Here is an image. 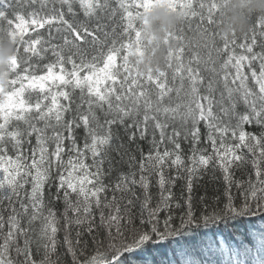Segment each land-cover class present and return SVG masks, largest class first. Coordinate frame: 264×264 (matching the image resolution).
<instances>
[{
	"label": "snow or ice",
	"instance_id": "1",
	"mask_svg": "<svg viewBox=\"0 0 264 264\" xmlns=\"http://www.w3.org/2000/svg\"><path fill=\"white\" fill-rule=\"evenodd\" d=\"M50 2L0 0V34L15 46L0 88V264H68L60 217L70 264H130L183 237L208 240L183 264H264V17L228 38L216 0ZM160 4L195 23L200 42L186 56L179 27L164 68L143 73L138 18ZM113 150L128 171L105 183Z\"/></svg>",
	"mask_w": 264,
	"mask_h": 264
},
{
	"label": "clouds",
	"instance_id": "2",
	"mask_svg": "<svg viewBox=\"0 0 264 264\" xmlns=\"http://www.w3.org/2000/svg\"><path fill=\"white\" fill-rule=\"evenodd\" d=\"M221 23L219 32L231 38L243 35L249 28V18L264 17V0H216ZM141 23L140 43L142 55L133 57V63L140 72H155L163 69L166 57L174 43H165L169 35L185 23L183 16L173 13L164 5H155L138 18ZM15 46L11 37L0 34V88H8L11 60Z\"/></svg>",
	"mask_w": 264,
	"mask_h": 264
},
{
	"label": "trees",
	"instance_id": "3",
	"mask_svg": "<svg viewBox=\"0 0 264 264\" xmlns=\"http://www.w3.org/2000/svg\"><path fill=\"white\" fill-rule=\"evenodd\" d=\"M110 2L112 4V6L115 7L116 0H110ZM52 3H55L57 8L61 7V5L57 2V0H51L49 6H51ZM33 7H35L36 9H39V2L36 5H34ZM73 8H74V11L76 12L75 19H77V20H86V18L83 16V12L80 9L78 4H74ZM64 11H65L66 17L68 19H70V20L74 19V17H72L70 14L67 13V9L66 8L64 9ZM98 15H100L101 18L106 21V15L105 14L98 13ZM88 23L90 24L91 27H94L95 24L97 23V21L95 19H92L91 21H88ZM180 27H183V35H184V38H185V44L188 45V47L185 49V54H186V56H190L191 55V51H189V48H193L194 45H196L197 43L200 42L199 37H198V35L195 32V23H193L191 29H189V26H188L187 23L182 24ZM109 30H110V28H109ZM118 31H119V29H118ZM40 32L43 33L45 35V37H47L46 29H41ZM53 34L57 35L56 33H53ZM60 35H62V34H60ZM96 35H98L101 39H103V33L102 32H98V33H96ZM237 36L241 37L242 35H237ZM88 39L90 40L91 38H88ZM257 39H258V44H259V42H264V38L257 37ZM53 42L60 43L61 41H60V39H56ZM109 43H110V40H109ZM83 47L85 49H88L89 55L92 54L91 48H90V46L88 44L83 45ZM256 50L257 51L260 50L259 46H257ZM200 51L203 52L202 49ZM48 59H51L50 54L48 56ZM33 62H36L35 58H34ZM46 62H47V60L39 61L40 64H43V63H46ZM204 75L207 76L208 74L204 73ZM77 96H78V94H77ZM201 129L203 130V125H201ZM113 130L115 132V131H117V128L114 127ZM248 130L249 131H253V132H258L259 131V129L254 127V126L251 127V128H248ZM76 134H77L78 142L82 144V142H83L82 138H83V135H84L83 129L82 128L78 129ZM119 135H120L123 143L125 145H127V143H128L127 136L124 134L122 129L119 130ZM33 143H34V139H33ZM114 143L118 144L119 142L118 141H114ZM137 143L139 144V146L145 152L148 151V147L149 146H148L146 141H137ZM182 146H183V148L185 150V155H187V149H188L189 145L182 143ZM204 146L205 145L202 143L201 147H204ZM131 147H132V150L135 152V154L137 156V159H139V152L136 151V146L132 145ZM121 151H123V150H121ZM111 156L113 158V162L115 164L116 170L113 171V173H112V175L110 177H106L105 183H108L109 181L114 180L116 178L118 172H125L126 173L128 171V167H127L126 163H123V162L116 163L117 161L120 160V157L117 155L116 151H114V150L111 151ZM88 162L90 163V160ZM105 169H107V165H105ZM217 175H219V173H217ZM239 177H240V173L237 172V178H239ZM201 183L207 187L208 194L211 195L212 194V190H213V185L208 183V177H205V179ZM220 186L222 188V184ZM53 191H55L54 188H53ZM152 191H153V193H155L156 189L153 188ZM177 191H179V188H177ZM203 191H204L203 187L196 189V192H197L198 195L201 194ZM55 207H56V209L58 211V216H59L60 212L63 209V205H62V203L57 202L55 204ZM4 215L7 216V212H5ZM97 219H98V216H97ZM58 227H59V231L57 233V239H58V242H59L58 243V254L65 261H68V263H70V258L66 255V247L64 246L63 241L60 242V238L63 237V233L65 232V230H64V222H63L62 217H60V224L58 225ZM253 230H255V229H253ZM211 232H212V230H209V234L210 235H211ZM73 236H74V230H73ZM221 238L222 237H219V236H212V239L217 240V241L219 239H221ZM240 238H241L240 236H233L232 240H233V242H238V240ZM84 239H89L90 240V237H88L87 234L85 233ZM249 239H250V237H249ZM176 241L180 242L181 244H183L184 247L187 249V252L189 253V255L192 256L194 259H199L200 256H199V254H197V253H195L193 251L192 245L196 244L199 248H203L204 244H206L208 242L207 238H205L203 241H199V240H197L194 237L177 238ZM170 243H171V241L164 242L163 247L160 250H155V251H153L155 246H149L148 252L144 253L142 256H134V257H130V258L131 259H135V258L141 257L142 259H145V260H148V261H154L155 264H170V262H172V264H176L179 261V258L173 252H171L169 250L168 245ZM33 251L35 252V248H33Z\"/></svg>",
	"mask_w": 264,
	"mask_h": 264
},
{
	"label": "bare ground",
	"instance_id": "4",
	"mask_svg": "<svg viewBox=\"0 0 264 264\" xmlns=\"http://www.w3.org/2000/svg\"><path fill=\"white\" fill-rule=\"evenodd\" d=\"M234 236H239V235L237 234ZM168 247H169V250L171 252H173L179 258V261L176 264H183V261L186 259H189V258L194 259L192 256L189 255V253L187 252V249L180 242H177V241L172 242L171 241V243L168 245ZM182 253H183V255H182ZM129 259H130V264H155L154 261H148V260L142 259L141 257H138L135 259H131V258H129ZM68 264H70V263H68Z\"/></svg>",
	"mask_w": 264,
	"mask_h": 264
},
{
	"label": "rangeland",
	"instance_id": "5",
	"mask_svg": "<svg viewBox=\"0 0 264 264\" xmlns=\"http://www.w3.org/2000/svg\"><path fill=\"white\" fill-rule=\"evenodd\" d=\"M64 235H65V232L63 233V237L60 238V242L63 241V239H64Z\"/></svg>",
	"mask_w": 264,
	"mask_h": 264
}]
</instances>
